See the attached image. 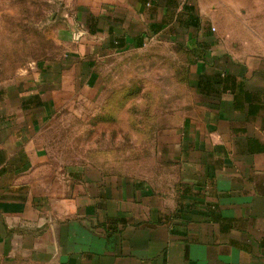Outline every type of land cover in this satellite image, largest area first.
<instances>
[{
    "label": "crops",
    "instance_id": "1",
    "mask_svg": "<svg viewBox=\"0 0 264 264\" xmlns=\"http://www.w3.org/2000/svg\"><path fill=\"white\" fill-rule=\"evenodd\" d=\"M75 3L60 58L0 86V264H264V0ZM152 40L194 86L159 166L58 153L64 99Z\"/></svg>",
    "mask_w": 264,
    "mask_h": 264
},
{
    "label": "rangeland",
    "instance_id": "2",
    "mask_svg": "<svg viewBox=\"0 0 264 264\" xmlns=\"http://www.w3.org/2000/svg\"><path fill=\"white\" fill-rule=\"evenodd\" d=\"M76 4L0 0V86L60 58L69 47L62 35L63 16ZM156 41L113 54L95 88H81L64 99V110L54 120L58 153L74 162L78 157L115 155L124 167L128 156V162L146 163L149 171L157 168L155 157L180 136L178 130L193 107L194 86L189 51Z\"/></svg>",
    "mask_w": 264,
    "mask_h": 264
},
{
    "label": "trees",
    "instance_id": "3",
    "mask_svg": "<svg viewBox=\"0 0 264 264\" xmlns=\"http://www.w3.org/2000/svg\"><path fill=\"white\" fill-rule=\"evenodd\" d=\"M118 44H119L118 40H115V41L112 42V45L115 46V47H116V46L118 47ZM222 82H223V81H222ZM198 85H199V84H198ZM200 86H201V85H199V87H200ZM242 86H243V85H240V91H243V87H242Z\"/></svg>",
    "mask_w": 264,
    "mask_h": 264
}]
</instances>
